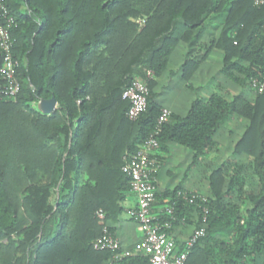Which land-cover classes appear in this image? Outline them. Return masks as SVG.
<instances>
[{"label":"trees","instance_id":"obj_1","mask_svg":"<svg viewBox=\"0 0 264 264\" xmlns=\"http://www.w3.org/2000/svg\"><path fill=\"white\" fill-rule=\"evenodd\" d=\"M3 1L15 19L11 32L20 90L6 95L0 75V264H150L144 255L116 259L114 252L94 247L103 227L98 211L118 236L131 193L123 166L158 126L166 106L156 87L180 42L187 44L181 72L188 87L194 88L191 78L218 48L220 73L242 90L232 97L197 96L184 116L171 112L152 155L170 154L172 143L187 147L194 153L187 173L218 146L215 136L231 117L248 124L232 155L211 169L210 195L181 184L157 191L155 204L168 201L156 221L169 222L163 230L170 234L194 217L200 227L206 214V232L186 264H264V92L250 98L246 91L264 77V5ZM213 27L218 35L211 32L204 41ZM2 62L0 49V68ZM137 78L147 80L150 94L146 110L131 119L123 92ZM53 96L58 108L41 112L38 102ZM242 154L250 158L241 160ZM233 192L239 202L226 201ZM193 193L198 197L191 201ZM174 239L176 252L183 251L184 242Z\"/></svg>","mask_w":264,"mask_h":264},{"label":"built area","instance_id":"obj_2","mask_svg":"<svg viewBox=\"0 0 264 264\" xmlns=\"http://www.w3.org/2000/svg\"><path fill=\"white\" fill-rule=\"evenodd\" d=\"M255 5H264V0H253ZM140 24L143 19H138ZM15 23L14 17L10 14L8 6L0 0V49L3 52V62L0 68V75L6 82L4 92L14 97L20 90V84L16 76L17 61L15 60L13 48L14 38L11 28ZM152 70L147 71V77H152ZM253 92H264V77L252 81ZM150 87L144 78H137L132 85L123 92V98L129 100L130 107L128 116L131 119L138 118L148 106ZM171 110L163 107L158 120L156 130L134 153L126 157L123 170L130 177L131 192L137 196V206L127 209V214L135 220L143 232V239L136 242L131 248L123 246L120 238L110 230L105 223V213L98 211V216L103 224L101 235L95 240L94 247L98 250H110L114 257L120 259L125 256L144 255L149 259L150 264H186L190 249L198 242L206 232L207 217L204 215L200 227L195 228L192 234L184 242V250L176 252V240L170 236L163 227H170L169 222L163 225L157 222V215L153 208L156 202V171L159 165V158L153 156L159 147L157 135L161 132L162 124L170 118ZM187 197V193L183 194ZM197 194L193 193L190 200L194 201ZM168 201V199H167ZM171 212V208L167 207ZM207 213V210L206 212Z\"/></svg>","mask_w":264,"mask_h":264},{"label":"crops","instance_id":"obj_3","mask_svg":"<svg viewBox=\"0 0 264 264\" xmlns=\"http://www.w3.org/2000/svg\"><path fill=\"white\" fill-rule=\"evenodd\" d=\"M219 31L220 29H214V27L211 28L203 37V40L210 41V39L213 37L211 32H214L215 36H217ZM186 51L187 44L185 42H180L173 51L170 57L168 68L158 80V85L156 87V90L160 92L159 101L161 104L168 107L171 112H176L182 116L187 114L191 103L197 96L208 98L213 93L210 92L205 94V88L211 82L209 79L212 77L210 76V73L213 66H217L220 69L223 57L222 50L218 48L212 49L206 60L191 78V83L193 84L194 88H190L186 85V81L182 78L181 72V65L184 61ZM224 79L226 78L224 77ZM162 89H164L163 92ZM217 92L220 93V91ZM224 125L215 136V139L218 141V146L213 150V152L209 154V156L200 157L197 164L193 166L187 173L186 170L189 168V165L193 160L194 153L185 146H182L178 143H172L171 153L159 158V165L156 171V185L158 191L173 189L177 185L181 184L183 188L188 191H196L204 196H209L210 189L208 177V186H205V176H203L205 172L202 171L201 167L205 164V161L214 159V156L223 148L221 146L222 144L219 140V136L223 131ZM223 160L216 164H212L210 168L212 169L213 167L218 166ZM127 202V209L136 207L137 196L131 192L128 195ZM166 203L167 199L164 203L160 201L157 202L153 208L154 214L158 215L163 210ZM196 222V217H194L190 222L177 224L170 231L169 235L176 238L180 242H185V240L196 228ZM117 234L121 238L123 245L129 248L133 247L136 242L143 239V232L140 226L135 220L130 218L127 213L124 214L122 221L118 223Z\"/></svg>","mask_w":264,"mask_h":264},{"label":"rangeland","instance_id":"obj_4","mask_svg":"<svg viewBox=\"0 0 264 264\" xmlns=\"http://www.w3.org/2000/svg\"><path fill=\"white\" fill-rule=\"evenodd\" d=\"M207 42L203 46L204 48H206L207 45L209 44ZM201 54H203V52ZM210 76H212L209 79L211 80V82L205 88V94H208L210 92H215L217 90L220 91V93H223L225 96L232 97L234 94L242 90V88L238 84L231 82L227 79H224L223 75L220 73V70L217 66H213ZM163 91L164 89H162V92ZM246 91H247V95L250 98H254L255 92L249 90ZM247 124L248 121L240 116H233L225 123L223 127V131L219 136V140L221 141L222 144L221 146L223 148L219 153H217L214 156V159L205 161V164L201 167L202 171L205 172L203 174V176H205L204 177L205 186H208L207 177L211 172L210 166L232 155L235 142L240 138ZM238 157L244 161L250 158L247 154ZM226 201L239 202L236 192H233V194L230 197H228ZM126 205H128V202H126ZM243 209L245 211V206L243 207Z\"/></svg>","mask_w":264,"mask_h":264},{"label":"water","instance_id":"obj_5","mask_svg":"<svg viewBox=\"0 0 264 264\" xmlns=\"http://www.w3.org/2000/svg\"><path fill=\"white\" fill-rule=\"evenodd\" d=\"M58 100L55 96L50 99H42L38 102V109L45 114H52L58 108Z\"/></svg>","mask_w":264,"mask_h":264}]
</instances>
